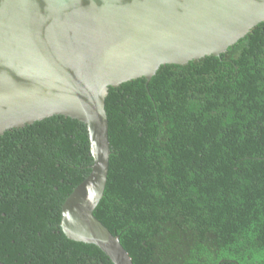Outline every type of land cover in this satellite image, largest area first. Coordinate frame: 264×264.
<instances>
[{
    "label": "trees",
    "instance_id": "16d2710c",
    "mask_svg": "<svg viewBox=\"0 0 264 264\" xmlns=\"http://www.w3.org/2000/svg\"><path fill=\"white\" fill-rule=\"evenodd\" d=\"M95 217L133 264H264V22L220 57L110 88ZM93 164L86 125L53 116L0 136V262L114 264L63 233Z\"/></svg>",
    "mask_w": 264,
    "mask_h": 264
},
{
    "label": "water",
    "instance_id": "95a60500",
    "mask_svg": "<svg viewBox=\"0 0 264 264\" xmlns=\"http://www.w3.org/2000/svg\"><path fill=\"white\" fill-rule=\"evenodd\" d=\"M263 22L264 0H0V136L57 115L88 131L90 173L61 208L68 239L133 264L94 215L109 170V89L220 57Z\"/></svg>",
    "mask_w": 264,
    "mask_h": 264
}]
</instances>
